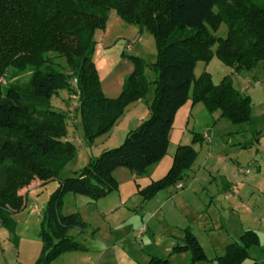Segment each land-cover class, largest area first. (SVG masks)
I'll return each instance as SVG.
<instances>
[{
	"label": "trees",
	"instance_id": "1",
	"mask_svg": "<svg viewBox=\"0 0 264 264\" xmlns=\"http://www.w3.org/2000/svg\"><path fill=\"white\" fill-rule=\"evenodd\" d=\"M112 11L156 40L151 113L119 147L105 150L76 176L61 182L45 210L43 248L35 264H51L64 253L87 250L69 235L71 229L85 231L87 224L79 213H61L64 196L73 193L101 200L119 189L114 177L118 168L143 174L161 162L176 115L189 100L193 106L203 103L211 114L219 111L233 124L251 121L252 100L229 77L215 84L209 72L197 78L195 69L198 62L210 63L214 56L238 73L264 62V0H0V223L11 233L12 215L25 207L22 191L33 182L45 185L59 178L76 154L66 138V114L53 109V97L65 89L78 96L85 133L93 144L112 130L129 105L149 92L145 75L149 65L129 56L135 70L125 79L121 95L109 99L103 93L93 60L95 36L105 29ZM223 24L227 36L217 37ZM11 69L29 71L30 78L25 85L11 84L4 90ZM199 138L202 135L195 136L191 145L177 147L167 174L140 190L144 201L183 182L198 158L194 145ZM183 242L173 252L191 251L193 263L208 260L190 230ZM258 244L257 233L247 231L241 243L230 244L217 261L242 264ZM148 264L171 262L151 257Z\"/></svg>",
	"mask_w": 264,
	"mask_h": 264
},
{
	"label": "rangeland",
	"instance_id": "2",
	"mask_svg": "<svg viewBox=\"0 0 264 264\" xmlns=\"http://www.w3.org/2000/svg\"><path fill=\"white\" fill-rule=\"evenodd\" d=\"M227 33L228 28L223 24L215 35L226 37ZM95 38L99 44L93 60L101 83L106 87L112 76L125 70L124 59L137 56L149 65L145 72L150 82L149 92L142 104L126 109L112 130L93 144L85 133L78 96L65 89L53 97V109L66 114V138L74 144L76 154L59 178L45 185L41 182L33 185L25 193V207L12 215L14 234L0 223V243L6 248L10 264L36 263L43 248L40 234L45 210L61 182L76 176L105 150L119 147L127 134L137 128L140 111L151 106L155 98L157 74L153 65L158 61L155 38L137 25L126 23L115 11L110 13L105 29L99 30ZM57 61L65 65L63 59ZM204 71L212 75L215 84L229 77L235 88L251 98V121L233 124L220 118L219 111L209 113L203 103L192 109L189 100L174 122L167 155L159 164L143 174L118 168L114 177L119 189L98 201L67 193L61 213H79L87 224L85 231L71 229L69 235L95 255L110 249L117 253L121 264H147L151 256L168 258L172 264H188L192 262L190 251L186 254L172 251L176 245L183 244L185 231L190 228L208 258L213 260L196 264H218L216 258L225 254L227 245L240 242L247 230H257L260 245L252 247L249 253L258 260L257 264H263L264 225L260 219L264 212L258 209L251 212V208L264 206V140L258 144L264 138V62L238 73L214 56L210 63L198 62L195 76L198 78ZM29 78V71L21 73L11 69L3 81V89L11 84L25 85ZM71 83L76 87L75 79ZM205 133L208 138H199L194 145L199 157L186 172L182 182L185 187H170L153 200L144 201L139 190L167 174L177 147L191 145L195 136ZM248 143L251 146L244 148ZM222 224L224 229H221ZM14 236L20 240L19 248L14 245ZM253 263L250 258L244 264Z\"/></svg>",
	"mask_w": 264,
	"mask_h": 264
},
{
	"label": "crops",
	"instance_id": "3",
	"mask_svg": "<svg viewBox=\"0 0 264 264\" xmlns=\"http://www.w3.org/2000/svg\"><path fill=\"white\" fill-rule=\"evenodd\" d=\"M98 32V31H97ZM97 34V33H96ZM96 37V36H95ZM96 39V38H95ZM97 44H99V41H97ZM130 49V48H129ZM124 62H125V64H124V67H125V70L123 71V72H121V73H119V74H117V75H114V76H112L111 77V79L109 80V82L107 83V85H106V87L104 86V83H101V87H102V90H103V93H104V95H105V97H107V98H109V99H117L119 96H120V94L122 93V89H123V85H124V82H125V79L127 78V76L128 75H130V74H132L133 72H134V70H135V65H134V63H132L130 60H127V59H124ZM135 104H142V100H140V101H138L137 103H133V104H131V105H129L128 107H127V109H129L130 107H132V106H134ZM187 104V103H186ZM185 104V105H186ZM184 105V106H185ZM183 106V107H184ZM192 107V109L195 107V106H193V105H191ZM182 107V108H183ZM181 108V109H182ZM180 109V110H181ZM180 110L178 111V113H177V115H176V118H175V120L177 119V116H178V114H179V112H180ZM150 113H151V111H150V106H147V107H144L141 111H140V116H139V118H137V120H136V124H135V126L137 125V127L138 126H140L145 120H147V118H149V116H150ZM220 118H221V116H220ZM207 136H206V133H205V135H202V138H203V140H205V138H206ZM208 138V137H207ZM262 140H264V138H262L259 142H258V144L259 145H261L262 144ZM249 144L250 143H248L247 145L245 144L243 147L244 148H248V147H250L249 146ZM180 145H182V144H180ZM176 152V151H175ZM199 153V152H198ZM175 154V153H174ZM198 157H199V155H198ZM164 159V158H163ZM173 159H174V157H173ZM198 159V158H197ZM197 161V160H196ZM160 163V162H159ZM158 163V164H159ZM196 163V162H195ZM173 164V163H172ZM155 165H157V164H155ZM154 165V166H155ZM195 165V164H194ZM193 165V166H194ZM153 167V166H152ZM151 168V167H150ZM38 185V184H40V181H37V182H33L32 184H31V186H29L28 188H26L25 190H23L22 191V193L25 195V193L29 190V188H31L33 185ZM181 184L183 185V187L182 188H184L185 187V185L181 182ZM182 188H178V189H182ZM141 190V189H140ZM140 190H139V192H140ZM164 191V190H163ZM162 192V191H161ZM160 193V192H159ZM158 193V194H159ZM157 194V195H158ZM157 195L154 197V198H156L157 197ZM141 196V195H140ZM25 198H26V196H25ZM154 198H152L151 200H153ZM151 200H148V202L149 201H151ZM256 209H258V210H261V211H263L264 212V206L262 207H255V206H253L252 208H251V212H254ZM262 218L260 219V222L264 225V215L263 216H261ZM224 225L222 224L221 225V229H224ZM205 229L207 230L208 228H206V225H205ZM186 230H190V228H187ZM191 231V230H190ZM247 231H254L255 233H257L255 230H247ZM246 231V232H247ZM192 232V231H191ZM245 232V233H246ZM185 233H186V231H185ZM193 233V232H192ZM244 233V234H245ZM194 234V233H193ZM243 234V235H244ZM195 235V234H194ZM242 235V236H243ZM257 235H258V237H259V234L257 233ZM185 236V235H184ZM196 236V235H195ZM241 236V237H242ZM17 237V236H16ZM241 237H240V242H233V243H241ZM184 238V237H183ZM183 238H182V240H183ZM196 238L199 240V238H198V236H196ZM199 242H200V240H199ZM183 244H184V242H183ZM182 244V245H183ZM200 244H201V242H200ZM230 244H232V243H230ZM229 244V245H230ZM14 245H15V247L16 248H19L20 247V240L18 239V237L17 238H15L14 237ZM178 245H180V244H178ZM178 245H176V246H178ZM229 245H227L226 246V249H227V247L229 246ZM260 245V237H259V244L258 245H255V246H259ZM202 246V245H201ZM252 247H254V246H252ZM251 247V248H252ZM87 248V247H86ZM175 248V247H174ZM250 248V249H251ZM204 249V248H203ZM249 249V250H250ZM174 250V249H173ZM173 252V251H172ZM187 252H189V251H185V252H180V253H175V252H173L174 254H186ZM191 252V251H190ZM5 253H7L6 252V248H3L2 247V244L0 243V264H10L9 263V260H8V258H7V256H6V254ZM192 253V252H191ZM225 254H226V251H225ZM224 254V255H225ZM223 255V256H224ZM223 256H221V257H223ZM151 257H157V256H151ZM193 257V256H192ZM208 257V256H207ZM39 258V257H38ZM117 253L115 252V251H112V250H107V251H105V252H102L100 255H98V254H96L95 255V253L93 252V251H91L89 248H87V250L86 251H75V252H67V253H64V254H62L61 256H59L56 260H54L51 264H121V262L120 261H118L117 260ZM160 258V257H159ZM250 258H252V260H253V264H257V263H259L258 262V260L257 259H255L250 253H249V258H247L242 264H244L248 259H250ZM151 259V258H150ZM168 259V258H167ZM217 259L218 258H216V261H217ZM169 260V259H168ZM136 261V260H135ZM150 261V260H149ZM213 260H211V259H209L208 258V260L207 261H204V262H212ZM149 263V262H148ZM147 263V264H148ZM197 263H200V262H197ZM217 263H218V261H217ZM133 264H144V263H141V262H134ZM172 264V263H171ZM188 264H196V263H193V262H190V263H188ZM219 264V263H218ZM263 264H264V256H263Z\"/></svg>",
	"mask_w": 264,
	"mask_h": 264
},
{
	"label": "built area",
	"instance_id": "4",
	"mask_svg": "<svg viewBox=\"0 0 264 264\" xmlns=\"http://www.w3.org/2000/svg\"><path fill=\"white\" fill-rule=\"evenodd\" d=\"M128 47H130V45H128ZM182 187L183 185L181 183L177 185V188H182Z\"/></svg>",
	"mask_w": 264,
	"mask_h": 264
}]
</instances>
